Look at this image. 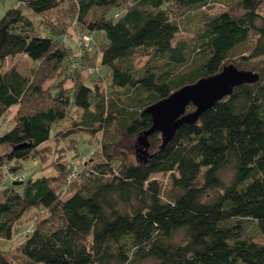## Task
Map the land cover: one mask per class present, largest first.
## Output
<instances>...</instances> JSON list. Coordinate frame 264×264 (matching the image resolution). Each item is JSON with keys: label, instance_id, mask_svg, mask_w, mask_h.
Here are the masks:
<instances>
[{"label": "trees", "instance_id": "16d2710c", "mask_svg": "<svg viewBox=\"0 0 264 264\" xmlns=\"http://www.w3.org/2000/svg\"><path fill=\"white\" fill-rule=\"evenodd\" d=\"M16 1L0 17V62L23 53L38 72L0 63V120L15 109L0 133V264H13L4 244L32 209L45 216L22 232L24 264H264V0ZM219 1L226 10L210 13ZM59 10L63 24L101 33L108 84L78 76L63 43L69 25L40 29L27 15ZM229 63L260 77L167 143L152 134L144 153L135 139L152 125L146 107ZM69 118L66 132L54 130ZM81 130L100 134L101 161L73 178L74 165L59 162L54 174L15 179L14 161ZM157 173H170L168 188Z\"/></svg>", "mask_w": 264, "mask_h": 264}, {"label": "rangeland", "instance_id": "374dc122", "mask_svg": "<svg viewBox=\"0 0 264 264\" xmlns=\"http://www.w3.org/2000/svg\"><path fill=\"white\" fill-rule=\"evenodd\" d=\"M17 5L16 0H0V17L3 16L5 11L9 8H12ZM70 6V9H73L72 4H68ZM223 10H226V6L223 4V2H216L212 4V8L209 9L210 13H220ZM63 11L59 10L56 13L49 12L45 13L43 15H37L34 13L27 12V15L31 18H33L39 25V28H46V27H53V28H60L63 25L67 26L69 25V29L66 31V33L63 34L62 37L67 40L68 44L67 46L71 49L69 54H71L72 59L71 63H73V66L79 67L77 70V73L79 77H81L85 83H88L90 85L94 84L95 82L102 84H108L107 81V71L106 69L101 68L99 65V48H101V33H87L80 31L79 28H77L76 21H72V23L63 24L61 22ZM59 13V14H58ZM264 13V9H263ZM68 28V27H67ZM70 30V32H69ZM73 30V31H72ZM77 36H87L89 37V43L86 44H80L79 40L77 41ZM193 33L189 31H181L177 34L176 38L180 37H192ZM68 49V48H67ZM245 51L246 47L243 46L238 50V54L241 51ZM242 51V52H243ZM234 59H237L238 56H234ZM145 58L143 57L139 63L143 62ZM2 62V68L3 70L8 69L11 66L17 67L23 74L28 76L29 78L35 79L38 72V65L37 62L31 59L26 54H17V55H10L7 56ZM0 62V63H1ZM82 65H91L96 68V73L94 76L87 75L83 68L86 69V66ZM249 70V69H247ZM84 72V74H83ZM103 74L102 76H99V74ZM98 75V76H97ZM71 81L69 85H71ZM188 111H191L193 109L187 108ZM15 112V109L12 108L9 110L7 114V118L0 120V133L4 132L8 128H11L13 123L11 122L13 117V114ZM72 118H79L81 116V109L75 108L73 106L71 110ZM71 118L65 119L62 122H60L59 127H55L54 130L58 128H63V131H67L68 128H70L71 124ZM53 130V131H54ZM160 133V132H159ZM100 134L92 136V134L87 130H81L76 131L75 133H71L69 137L63 138V140H60L58 137L55 136L52 140L48 141L46 144H43L39 150L36 158L27 159L25 161H22V164H19L18 161H14L13 163L15 165H18V168L16 169L17 175L16 180H26L30 177H38L42 176L44 174L50 175L54 174L57 169V165L59 162L64 163H71L72 165L78 164L80 171L82 169H86L92 167L95 162L101 161L100 160V144H99V138ZM72 138V140H68ZM137 138V137H136ZM137 142V139H135ZM137 143H135V146ZM139 146V144H138ZM140 147V146H139ZM6 148L4 146H0V152H4ZM69 150V152H68ZM228 174V172H227ZM7 176V175H6ZM5 176V177H6ZM154 178H157L159 181L162 182L164 186L169 187V179H170V173H157L153 174ZM8 178V176H7ZM10 179V177L8 178ZM81 179L78 181L80 183ZM167 184V185H166ZM59 186V185H58ZM38 210L32 209L28 213H26L25 216L17 223L15 226V235L10 241H6L4 246L8 251V259L12 261L13 264H24V257H19V254H17L19 243L24 239V235L22 232L28 231L30 227H33L32 223H36L38 220H40L42 217H44V214L38 215ZM34 220H37L34 222ZM255 226L249 228L250 230L255 231ZM33 231V228L32 230ZM257 232H255L256 234ZM179 233V238H180ZM257 237V235H256ZM259 237V236H258ZM19 257V258H17ZM140 264H156V261L152 259L144 260Z\"/></svg>", "mask_w": 264, "mask_h": 264}, {"label": "water", "instance_id": "95a60500", "mask_svg": "<svg viewBox=\"0 0 264 264\" xmlns=\"http://www.w3.org/2000/svg\"><path fill=\"white\" fill-rule=\"evenodd\" d=\"M259 77V73L255 71L240 69L229 63L215 74L184 84L146 107L145 111L152 117V125L138 136V144L144 148V153H147L150 146L149 137L156 132L161 133L163 144L167 143L183 123L196 122L218 100L230 95L236 86L254 83ZM190 104L194 105V109L188 111Z\"/></svg>", "mask_w": 264, "mask_h": 264}, {"label": "built area", "instance_id": "2783aa9c", "mask_svg": "<svg viewBox=\"0 0 264 264\" xmlns=\"http://www.w3.org/2000/svg\"><path fill=\"white\" fill-rule=\"evenodd\" d=\"M79 40V43L81 44H88L89 43V37H87V36H77V41ZM67 44H68V42H67ZM94 70V68L93 67H89V71L90 72H92ZM79 171H80V169H79V165L78 164H74V169H73V172H72V175H71V177L73 178V177H76L77 176V174L79 173ZM70 177V178H71ZM32 230V227L31 228H29V231H31Z\"/></svg>", "mask_w": 264, "mask_h": 264}, {"label": "bare ground", "instance_id": "6f19581e", "mask_svg": "<svg viewBox=\"0 0 264 264\" xmlns=\"http://www.w3.org/2000/svg\"><path fill=\"white\" fill-rule=\"evenodd\" d=\"M63 43L65 46H67V40L66 39H64Z\"/></svg>", "mask_w": 264, "mask_h": 264}]
</instances>
